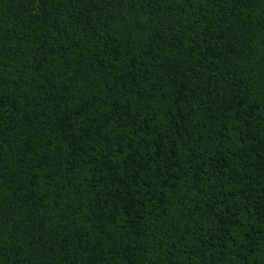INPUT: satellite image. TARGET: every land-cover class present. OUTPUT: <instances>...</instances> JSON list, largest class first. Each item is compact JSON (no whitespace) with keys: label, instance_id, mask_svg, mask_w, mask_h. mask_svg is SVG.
Returning <instances> with one entry per match:
<instances>
[{"label":"trees","instance_id":"trees-1","mask_svg":"<svg viewBox=\"0 0 264 264\" xmlns=\"http://www.w3.org/2000/svg\"><path fill=\"white\" fill-rule=\"evenodd\" d=\"M0 264H264V0H0Z\"/></svg>","mask_w":264,"mask_h":264}]
</instances>
